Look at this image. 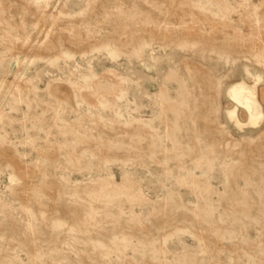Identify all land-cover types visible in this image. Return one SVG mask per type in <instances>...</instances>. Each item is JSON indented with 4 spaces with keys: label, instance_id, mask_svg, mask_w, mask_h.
<instances>
[{
    "label": "rangeland",
    "instance_id": "obj_1",
    "mask_svg": "<svg viewBox=\"0 0 264 264\" xmlns=\"http://www.w3.org/2000/svg\"><path fill=\"white\" fill-rule=\"evenodd\" d=\"M0 264H264V0H0Z\"/></svg>",
    "mask_w": 264,
    "mask_h": 264
},
{
    "label": "bare ground",
    "instance_id": "obj_2",
    "mask_svg": "<svg viewBox=\"0 0 264 264\" xmlns=\"http://www.w3.org/2000/svg\"><path fill=\"white\" fill-rule=\"evenodd\" d=\"M238 91H235V97H234V100L239 103L241 105V102L239 101V98H238ZM246 108L250 111L252 109L251 105L249 102H247L246 104ZM233 118L235 119V121H237V118H236V115H233Z\"/></svg>",
    "mask_w": 264,
    "mask_h": 264
}]
</instances>
